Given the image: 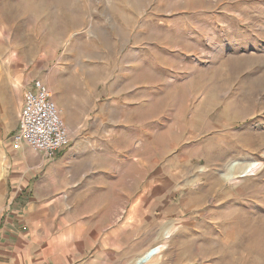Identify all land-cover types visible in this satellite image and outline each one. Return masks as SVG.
<instances>
[{
  "label": "rangeland",
  "instance_id": "1",
  "mask_svg": "<svg viewBox=\"0 0 264 264\" xmlns=\"http://www.w3.org/2000/svg\"><path fill=\"white\" fill-rule=\"evenodd\" d=\"M0 77L78 158L40 264H264V0H0Z\"/></svg>",
  "mask_w": 264,
  "mask_h": 264
},
{
  "label": "crops",
  "instance_id": "2",
  "mask_svg": "<svg viewBox=\"0 0 264 264\" xmlns=\"http://www.w3.org/2000/svg\"><path fill=\"white\" fill-rule=\"evenodd\" d=\"M31 83L19 94L16 89L14 99L0 77V264H40L33 240L36 232L29 236L30 230L42 223L40 213L54 208L60 175L72 172L78 159L64 156L68 146L52 160L27 147H12L10 138L18 125L23 90Z\"/></svg>",
  "mask_w": 264,
  "mask_h": 264
},
{
  "label": "built area",
  "instance_id": "3",
  "mask_svg": "<svg viewBox=\"0 0 264 264\" xmlns=\"http://www.w3.org/2000/svg\"><path fill=\"white\" fill-rule=\"evenodd\" d=\"M12 147H27L47 160L69 145V136L50 90L36 80L24 91L18 125L10 138Z\"/></svg>",
  "mask_w": 264,
  "mask_h": 264
},
{
  "label": "bare ground",
  "instance_id": "4",
  "mask_svg": "<svg viewBox=\"0 0 264 264\" xmlns=\"http://www.w3.org/2000/svg\"><path fill=\"white\" fill-rule=\"evenodd\" d=\"M255 165H250L246 169L245 173L251 172L254 169ZM253 168V169H252ZM163 246H157L146 250L137 260L135 264H153L154 260L161 253Z\"/></svg>",
  "mask_w": 264,
  "mask_h": 264
}]
</instances>
